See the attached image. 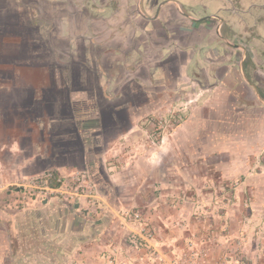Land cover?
Masks as SVG:
<instances>
[{
  "label": "crops",
  "instance_id": "obj_1",
  "mask_svg": "<svg viewBox=\"0 0 264 264\" xmlns=\"http://www.w3.org/2000/svg\"><path fill=\"white\" fill-rule=\"evenodd\" d=\"M172 2L0 0L1 186L86 169L103 205L83 218L57 198L0 211V264H99V253L85 251L118 247L124 264H154L155 251L165 260L186 253L201 227L180 228L182 210L171 203L181 190L193 195L190 184L200 179L205 198H228L233 236L250 231L252 260L264 264V237L258 245L254 232L264 227V45L241 48L230 41L237 32H177L185 15ZM133 3L144 32L129 22ZM161 19L169 32L156 26ZM32 32L44 41L39 47ZM43 47L46 56L33 60ZM164 113L185 119L168 145H156L150 136ZM5 150L24 166L7 169ZM240 178L248 187L229 190ZM241 197L253 198L244 219L234 211ZM131 209L154 221L149 244L119 229L118 217ZM225 247L211 248L212 259Z\"/></svg>",
  "mask_w": 264,
  "mask_h": 264
},
{
  "label": "rangeland",
  "instance_id": "obj_2",
  "mask_svg": "<svg viewBox=\"0 0 264 264\" xmlns=\"http://www.w3.org/2000/svg\"><path fill=\"white\" fill-rule=\"evenodd\" d=\"M112 2V0H108ZM147 1V0H146ZM160 2V4L167 2L169 0H157ZM171 3L173 11H175L178 15H185V17H182L179 21H177L176 29L177 32H181L186 30H189L191 32H224L226 34V37H228V34L226 32H237L236 37L231 38L230 40L233 44L239 45L241 48H247V45L256 46L259 44V46L264 45V0H172ZM31 4V3H29ZM100 3H97V5ZM135 3L130 5L129 7V22L133 25V27L138 30V32H144L143 29V23L141 18L137 16V6H134ZM34 10L38 11L39 6L34 5ZM81 10L85 8L84 6L80 5L79 7ZM32 9V8H31ZM84 11V10H83ZM173 11L170 9L171 14ZM200 19L199 25L196 24V22L191 19ZM191 20L194 21V24L191 22ZM163 22V20H160V23ZM164 24V22H163ZM162 27V29H167L164 24L161 25L159 23L156 24V26ZM192 28H191V26ZM183 26H187L186 28H183ZM167 32L169 30L167 29ZM186 32H182L181 38H184L186 35ZM28 38L35 40L37 43V46L43 44L44 41L40 40L39 35L36 32H32L31 34L27 35ZM181 38L179 40H181ZM230 38V37H228ZM39 53L33 56V60H36L37 58L41 59L46 56V53H44V47L40 50H38ZM68 57V56H66ZM180 115L182 113H179ZM184 117L181 115L179 117L176 116H170L169 113H164L161 117H159L156 121V127L154 129V136H150L151 141H153L156 145L159 143H162L164 145H168L169 136L170 134L176 129L178 126H180L184 122ZM3 135V139L6 141L9 138V134L5 132ZM1 151V148H0ZM4 161H7V169L11 166L15 167H21L24 165H21L23 163V158L19 156H11L9 153H7V150L3 151ZM159 156L157 155V159ZM6 168V167H5ZM259 168L257 166H254L249 171L250 174H256L258 173ZM5 175L9 173V175L12 177V174L8 172H4ZM40 174V173H38ZM37 175V174H35ZM32 175V176H35ZM31 176V177H32ZM25 181V180H23ZM21 179L17 180L15 182L8 180V183L12 186H16L17 184H21L23 182ZM163 182L164 180L161 179ZM180 184V183H179ZM177 183V185H179ZM207 180H198L194 183V185L190 184L191 189L194 191L193 195H190L189 189L187 191L181 190L178 196L173 197L171 203V207L175 208L179 212V208H181L182 213L178 216V222H180V228L184 226L185 223H196L201 227V231L199 233V236L197 235V239H194L189 245V251L183 254L175 255L169 260L164 259V255L162 253L155 251V254H160L162 260L164 262H170L174 257H183L184 255L190 254L192 252H200L204 255V260H206V264H256L252 259L250 253V231L242 230L240 236L234 237V231L233 227L231 226V209H229L227 206H223L224 201L228 200V198H219L218 200L216 198H205L202 193H200L198 189L199 187H203L207 190L206 185ZM2 185V184H0ZM9 185V186H10ZM7 186V185H4ZM248 187V179L247 178H240L237 181L231 182L229 185V190H244ZM209 189V188H208ZM234 200H238V198H233ZM240 202L242 203V208L238 209L235 208V214L237 216L239 215L241 218L246 217L247 209L251 207V203L253 198L247 197L245 200L241 197L239 198ZM228 202V201H226ZM176 206H178L176 208ZM245 210V211H244ZM132 212H139L141 215L142 221L144 224H146L149 228H152L155 231V238L157 236L158 229L156 226H151L154 221L151 219H148L143 212H140L138 210H127ZM125 211L123 214H121V218L118 217L120 220L118 227L119 229L124 233H129L135 235L134 226H131L127 222L129 221V218L126 217ZM83 218V214L76 212ZM186 213V214H185ZM168 215L164 214L163 217H166ZM150 223V224H149ZM244 228V224L242 225ZM254 232L256 234V237L258 236V245L262 244V240L259 241L260 237H264V227L259 226L256 229H254ZM87 234V231H86ZM137 236V235H136ZM124 238V237H122ZM154 238V239H155ZM225 244V248L223 250V254H221L217 259H212L211 257V248L215 249L217 244ZM212 245V247H211ZM122 249V248H121ZM96 250V252H95ZM86 250L87 257H92L94 254L99 253L98 255L101 256L99 260V264H108V257L110 255V252H108L107 249H104L103 251L101 249L97 250ZM119 253L121 252L118 247ZM205 252V254H204ZM82 253V252H80ZM92 253V255H91ZM154 254V256H155ZM121 256V253H120ZM154 256H153V263H154ZM94 258V257H93ZM104 259L105 261H100L101 259ZM86 257H84V260ZM78 262L77 264H79ZM85 263V262H84ZM80 263V264H84ZM87 263V262H86ZM135 264L136 262H132ZM74 264V263H73ZM76 264V263H75ZM118 264H124L120 263V260H118ZM129 264V263H128ZM155 264V263H154Z\"/></svg>",
  "mask_w": 264,
  "mask_h": 264
},
{
  "label": "built area",
  "instance_id": "obj_3",
  "mask_svg": "<svg viewBox=\"0 0 264 264\" xmlns=\"http://www.w3.org/2000/svg\"><path fill=\"white\" fill-rule=\"evenodd\" d=\"M55 198L88 216L100 212L103 207L98 186L86 169L74 170L66 174L51 169L29 177L16 186L0 185V211L3 213L15 214L29 209L42 208ZM126 217L129 218L127 226L128 224L134 226L137 237L148 244L154 240L155 231L144 224L139 212L127 211ZM119 255L118 249H112L108 264H118ZM154 263L206 264V260L202 253L195 251L183 257H174L167 263L162 260L160 254L156 253Z\"/></svg>",
  "mask_w": 264,
  "mask_h": 264
},
{
  "label": "water",
  "instance_id": "obj_4",
  "mask_svg": "<svg viewBox=\"0 0 264 264\" xmlns=\"http://www.w3.org/2000/svg\"><path fill=\"white\" fill-rule=\"evenodd\" d=\"M75 208H78V206H75Z\"/></svg>",
  "mask_w": 264,
  "mask_h": 264
}]
</instances>
